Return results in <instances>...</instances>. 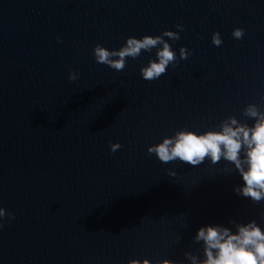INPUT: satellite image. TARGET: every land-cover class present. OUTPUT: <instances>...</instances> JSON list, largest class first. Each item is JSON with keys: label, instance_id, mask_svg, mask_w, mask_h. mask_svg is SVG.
Instances as JSON below:
<instances>
[{"label": "water", "instance_id": "water-1", "mask_svg": "<svg viewBox=\"0 0 264 264\" xmlns=\"http://www.w3.org/2000/svg\"><path fill=\"white\" fill-rule=\"evenodd\" d=\"M176 24L169 43L191 55L159 79L140 76L155 49L120 71L94 60L96 44L118 49ZM248 104L264 111V0H0V207L14 216L0 264H190L185 252L202 258L200 226L264 227V201L233 191L241 180L227 162L147 152L180 128L251 124Z\"/></svg>", "mask_w": 264, "mask_h": 264}, {"label": "clouds", "instance_id": "clouds-1", "mask_svg": "<svg viewBox=\"0 0 264 264\" xmlns=\"http://www.w3.org/2000/svg\"><path fill=\"white\" fill-rule=\"evenodd\" d=\"M177 31L165 30L159 35H143L140 38L129 36L118 49H111L96 44L93 48L95 62L120 71L126 65V58L136 59L142 50L152 53L147 64L140 67V76L146 81L159 79L166 73L170 65L175 66L178 60L187 59L191 49L179 48V56L172 48L173 43L180 39L183 25L176 24ZM234 39H241L243 28H234L231 33ZM167 37L168 39H165ZM214 46L219 47L222 39L219 32L211 37ZM78 74L70 71L69 80H76ZM252 123L241 122L234 116L221 120L203 131L180 128L171 136H164L158 143L149 145L147 152L155 154L164 163L179 160L181 163L196 167L207 160L212 165L219 161L227 162L230 167L225 171L239 175L241 183L233 191L241 197L248 198L252 203L264 201V111L256 104H248L242 113ZM121 148L117 143L109 142V149L115 152ZM168 175L175 176V172ZM264 221V211L259 213ZM14 219L10 212L0 207V230L4 228V218ZM231 227L221 224H205L200 226L192 239L201 245L202 258L185 252L190 264H264V227L255 219L247 222L229 220ZM128 264H176L169 259L152 260L132 259Z\"/></svg>", "mask_w": 264, "mask_h": 264}]
</instances>
